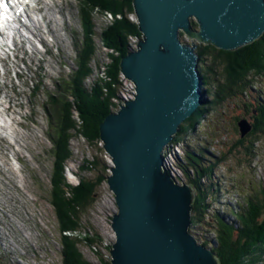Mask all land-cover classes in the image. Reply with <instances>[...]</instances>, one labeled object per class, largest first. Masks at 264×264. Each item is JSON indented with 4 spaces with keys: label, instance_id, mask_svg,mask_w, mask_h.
<instances>
[{
    "label": "rangeland",
    "instance_id": "1",
    "mask_svg": "<svg viewBox=\"0 0 264 264\" xmlns=\"http://www.w3.org/2000/svg\"><path fill=\"white\" fill-rule=\"evenodd\" d=\"M37 1L34 0V3H29L33 6L36 5ZM42 1L46 2L43 3L44 14L40 16V12L36 10L35 12L28 11L26 25L31 27L33 23L36 25L40 23L42 29L39 32L45 42L38 43V34L34 32L32 37L29 30L24 26L19 28L21 33L18 37H14L15 44L7 43L0 50V58L8 57L7 60L4 59L8 66V80L0 78V85L3 86L0 95L2 97L3 92H6L5 95L14 97L13 100L22 105V108L16 109L18 115H11V117L14 121L21 122L20 124L26 128H17L16 125H12L9 117L4 114L0 118V133L6 136L4 139L11 144L16 154V156L12 155L13 150H0L8 162V165L4 166H12V170L20 177L18 184L15 183L18 188L15 189L13 182L8 179L11 174L8 171L0 174V264H63L57 219L50 204L54 161V147L50 133L55 131L50 120V113L52 114L54 108L52 102H55L56 95L66 89V83L69 81L71 72L76 68L74 62L77 55L75 43L81 36L82 28L80 27L78 17L80 11L76 0ZM57 1H61V5L56 3ZM49 3H56L53 9L55 20L51 18L50 11L45 10L44 5ZM43 16L50 17L52 23L46 26L44 20L41 19ZM130 19L137 23L135 16H131ZM91 21L94 23L93 45L95 46V54L90 61L93 73L85 81L86 86H91L93 80L104 75V67L109 63L107 55L113 54L102 46L100 37L103 24L106 25L111 21L110 16L102 17L96 13L92 16ZM59 24L61 25L59 26ZM47 27L53 28L56 36L48 31ZM57 29L59 30L57 31ZM56 39L61 42L57 43ZM129 39L131 41L128 42V51L137 50L140 39ZM181 39L190 46L197 43L195 39L182 34ZM29 41L35 44L36 50L31 48ZM15 48L18 61L13 56ZM15 62L17 65L14 67ZM3 72L4 70L0 66V76L3 75ZM120 79L121 86L116 90V98L114 99L116 104L114 113L120 109L119 105L121 107L125 105L120 98L124 102H128V100L134 99L133 95L135 94L134 84L126 80L122 74H120ZM3 83L5 84L3 85ZM253 90L255 89L253 88ZM205 101L208 102L205 106L208 112L194 127L195 132L188 133L181 143L174 145L172 141L167 145L163 158H165L168 174L178 181L179 177L181 179L183 177L179 169L176 168V164L177 160L182 161L183 159L184 146L187 147L185 150L192 152L201 160V167L213 168L212 180L204 179L201 182L203 184L214 182L215 188L220 189L222 193L219 190L214 196H211V200H206L210 207L204 216L205 218L207 216V221H209L212 214L216 216L218 213L222 220L231 223L234 218L225 213H228L229 209L243 211L246 199L253 196L252 194L255 192L260 194L262 187H264V137L256 134L257 140L247 138L239 143L240 139L243 138L239 137L236 122L237 119L247 115L241 106L242 102L239 100L222 102L213 100L214 104L209 102V98ZM20 115L25 118L21 119ZM245 118L248 119V116ZM12 129H22L23 135H26L27 140L23 138L26 140L24 144L22 141H18L24 146L23 148L14 144L11 137ZM21 131H19L20 134H22ZM72 134L74 135V133ZM253 137L255 138V136ZM2 145L3 142L0 148L4 149ZM70 149L72 157L65 170V178L69 184L76 185L79 177L95 181L99 176L100 167L95 166L92 170L83 172V165L86 169L87 163L100 158L109 165L111 163L110 158L104 152L102 143L91 146L83 138L74 135L70 140ZM16 151L22 153L18 158L19 161L16 160L18 156ZM1 157L2 155L0 161ZM218 161L221 163L215 164ZM1 169L4 170V167L1 166ZM109 170H107L106 177L110 176ZM5 189H7L6 192H4ZM8 191L13 195L15 194V199L8 200L5 198ZM24 195L26 197H23ZM94 199L91 206L87 207L85 211L81 210L82 228L76 235H79L81 239L98 240L97 244L93 245L94 248L91 247L92 249L82 240L78 247L85 260L92 264H99L100 256L109 260L110 249L115 242L111 224L117 208L114 195L106 180L98 188ZM19 224L24 225V230L20 229ZM196 233L200 238L207 240V246L212 249L215 248L214 235L207 225L206 227L203 225V228L197 227ZM29 238L31 239L29 240ZM106 246L109 250L106 249Z\"/></svg>",
    "mask_w": 264,
    "mask_h": 264
},
{
    "label": "water",
    "instance_id": "2",
    "mask_svg": "<svg viewBox=\"0 0 264 264\" xmlns=\"http://www.w3.org/2000/svg\"><path fill=\"white\" fill-rule=\"evenodd\" d=\"M141 39L121 58L134 99L109 114L100 140L117 211L110 264H219L190 234L194 190L170 176L163 150L206 100L197 44L234 52L264 34V0H132ZM192 23L197 26L193 28ZM181 34L195 39L188 45ZM244 138L252 130L239 120ZM165 167V168H164Z\"/></svg>",
    "mask_w": 264,
    "mask_h": 264
},
{
    "label": "trees",
    "instance_id": "3",
    "mask_svg": "<svg viewBox=\"0 0 264 264\" xmlns=\"http://www.w3.org/2000/svg\"><path fill=\"white\" fill-rule=\"evenodd\" d=\"M76 1L82 28L81 36L75 43L76 68L71 72L66 89L56 95L55 102H52L54 105L52 114L50 113V120L55 130L50 133L54 147L50 204L57 219L63 264H92L84 259L78 246L83 241L90 248H94L98 240L81 239L76 233L82 228L81 210L85 211L94 203L96 192L105 182L110 166L102 158L95 159L87 163L86 169H84L85 165L82 167L83 172L92 170L95 166L100 167L99 176L95 181L79 177L76 185L69 184L65 178V170L72 157L70 140L75 135L83 138L91 146L101 143L100 125L116 108L114 102L116 90L121 86L120 60L128 52L129 38L140 39L141 33L138 24L130 19L134 16L132 0ZM96 13L102 17L110 16L111 21L106 25L103 24L100 37L102 46L115 54L107 53L109 63L104 67V75L93 80L91 86H86L85 81L93 73L90 61L95 54L93 45L95 32L91 20ZM192 25L193 28H197L194 23ZM196 53L199 58L198 73L202 79V91L205 97L209 98V102L212 103L213 100L242 102L241 106L245 109L248 119L245 118L246 116L237 119L236 126L238 121L243 119L250 124L252 130L242 140L240 139L239 143L247 138L257 140L256 134L264 137V34L253 44L234 52L199 44ZM206 104L208 102L205 101L203 106L179 126L173 139L174 145L181 143L188 133L195 132L194 127L208 112L205 108ZM185 149L186 146L183 147V159L177 160L176 168L183 177V179L179 177V181L191 186L195 194L191 210L190 234L207 246V240L200 238L196 233L197 227L203 228V225L204 227L207 225L216 241V246L212 250L219 264H263L264 187L260 194L255 192L246 199L243 211L229 209L228 213H225L234 218L233 222H225L218 213L216 216L212 214L207 221V216L205 218L204 215L210 206L206 200H211V196L220 189L215 188L214 182L209 184L201 182L204 179L212 180L214 170L201 167V160ZM220 163L221 161L215 162V164ZM106 249L109 250L108 247ZM99 261V264H110L111 259L109 257V260H106L100 256Z\"/></svg>",
    "mask_w": 264,
    "mask_h": 264
},
{
    "label": "bare ground",
    "instance_id": "4",
    "mask_svg": "<svg viewBox=\"0 0 264 264\" xmlns=\"http://www.w3.org/2000/svg\"><path fill=\"white\" fill-rule=\"evenodd\" d=\"M6 1H10V0H6ZM61 2V1H60ZM59 1H57L56 3H60ZM66 2V1H65ZM43 3H46V2H43V1H41L40 2V4L39 5H41V7H30V5H25V6H21V7H23L24 8V13H25V16H26V13L28 12V11H30V12H35V10L36 11H38V12H40V14H44V13H42L43 12ZM56 3H49L48 5L47 4H45L44 5V7H45V10L46 11H50V15H51V18L53 19V20H55L54 19V17H53V13H54V7L56 6ZM60 5H61V3H60ZM18 7V6H17ZM25 8H26V11H25ZM59 8V7H58ZM18 9H19V7H18ZM61 10V9H60ZM28 15V14H27ZM42 19H45L44 20V22H45V25L47 26V25H49V24H51L52 23V19L50 18V17H46V16H43V17H41ZM24 20H26V19H24ZM47 20V21H46ZM32 21V20H31ZM136 21V20H135ZM55 22V21H54ZM106 24V23H105ZM24 26H25V28H27L28 30H29V33L31 34V36L33 37V35H34V32H36L37 34H38V36H39V39H40V41L42 42V43H44L45 41H43V38H42V36H41V34H40V30L42 29L41 27V25H40V23H37V25L35 24V23H33L32 25H31V27L30 26H27L26 24H23ZM61 24H59V26H60ZM197 27V26H196ZM56 28V27H55ZM47 29H48V31H50L52 34L55 32V30L53 29V28H48L47 27ZM195 29H197V28H195ZM59 29H57V31H58ZM10 31H12V28L10 29ZM54 36H56L55 35V33H54ZM35 38V37H34ZM57 38V37H56ZM133 39V38H132ZM260 39V38H259ZM130 40V39H129ZM134 40H136V39H134ZM21 41H23V40H21ZM59 40L58 39H56V42L57 43H60V42H58ZM131 41V40H130ZM29 45L31 46V48L33 49V50H36V47H34L35 45L34 44H32V42L31 41H29ZM198 45L199 44H197V47H198ZM215 48V47H214ZM21 49H22V47H21ZM197 49V48H196ZM15 53H16V56H15ZM197 54V53H196ZM13 56H14V58H15V60H17L18 61V58H17V50H16V48H15V51L13 52ZM108 57V56H107ZM40 64V63H39ZM42 64V63H41ZM199 64V63H198ZM17 65V62H15L14 64H13V66L15 67ZM42 67V66H41ZM3 70H4V73H3V75L0 77L1 79H7L8 80V66H7V64L6 63H4L3 64ZM70 74V73H69ZM104 74V73H103ZM96 80V79H95ZM5 83H3V85H4ZM133 85V84H132ZM3 88H2V86L0 85V94H1V90H2ZM5 93L6 92H3V98L1 97V95H0V107L2 108V114H6L8 117H9V120H10V122L12 123V125H16L17 126V128H23V129H26L25 128V126L23 127V125L22 124H20L21 122H16V121H14L13 120V118L11 117V115H18V112L16 111V109L18 110V109H20V108H22V105L21 104H19L18 102H16V101H14L13 100V98L14 97H12V96H9V95H5ZM55 93V92H54ZM7 94V93H6ZM2 99V100H1ZM4 103H5V105H4ZM12 103V104H11ZM199 109V108H198ZM197 109V110H198ZM196 110V111H197ZM195 111V112H196ZM194 112V113H195ZM193 113V114H194ZM20 118L21 119H23V118H25L24 116H22V115H20ZM14 123V124H13ZM9 129H10V126H9ZM29 129V128H28ZM13 131H12V135H11V137L13 138V140H14V144L15 145H18V147H21V148H23L24 146L22 145V144H20L19 142L20 141H22L23 142V144L25 143V141L27 140V138H26V135L24 134L23 135V132L21 131V130H17V129H12ZM11 131V130H10ZM19 131H21L22 132V134H20V132ZM3 133V132H2ZM8 133V132H7ZM10 133V132H9ZM32 136V135H31ZM6 136H4L3 134H0V145L2 144V142H3V147H4V149L3 148H0V150L1 151H12V155L13 156H16V154H15V151H14V149L12 148V146H11V144L8 142V141H6V139H4ZM10 136H9V138H11ZM34 137V136H33ZM23 138H26V140L24 139L23 140ZM19 141V142H18ZM167 150V148H164V150H163V154L165 153V151ZM17 152V151H16ZM10 153V152H9ZM2 155V157H1V163H0V174H1V172L2 173H4V171H8L11 175L10 176H8V179H9V181L10 182H13V185H14V187H15V189L16 188H18V185H16V184H18L17 182L18 181H20V177L19 176H17V174H16V172L15 171H13L12 170V166L10 167V166H4V165H8V162H7V160L5 159V156L3 155V153L1 154L0 153V156ZM17 158H16V160L17 161H19L18 160V158H19V156H21L22 155V153H20V152H17ZM107 155V154H106ZM108 156V155H107ZM109 157V156H108ZM12 164V163H11ZM163 164H164V166H165V158H163ZM1 166H3L4 167V170H2L1 169ZM111 163H110V168H111ZM7 167V168H6ZM168 167V166H167ZM165 168V167H164ZM169 172V171H168ZM20 173V172H19ZM5 176V175H4ZM110 176H112V173H110ZM5 182V181H4ZM16 183V184H15ZM8 185V184H7ZM12 188V187H11ZM6 190L7 189H5L4 190V192H6ZM17 191V190H16ZM22 192V191H21ZM23 194H24V192H22ZM23 197H26L25 195L23 196ZM5 198H7L8 200L9 199H12V198H14L15 199V194L13 195V193H10V191H8L7 193H6V195H5ZM1 200V199H0ZM13 202V201H12ZM15 205V204H14ZM16 206V205H15ZM5 207V206H4ZM14 209V208H13ZM25 209V208H24ZM30 211V210H29ZM28 211V212H29ZM2 212H4V211H2ZM6 213V212H5ZM26 213V212H25ZM30 214V213H29ZM33 215V214H32ZM19 227H20V229H23L24 230V225L23 224H19ZM14 229V228H13ZM2 230V229H1ZM1 234V233H0ZM3 234H5V233H3ZM4 236V235H3ZM31 238H29V240H30ZM2 241V240H1ZM13 250V249H12Z\"/></svg>",
    "mask_w": 264,
    "mask_h": 264
},
{
    "label": "clouds",
    "instance_id": "5",
    "mask_svg": "<svg viewBox=\"0 0 264 264\" xmlns=\"http://www.w3.org/2000/svg\"><path fill=\"white\" fill-rule=\"evenodd\" d=\"M206 99H208V98H206ZM110 166V165H109ZM177 180V179H176ZM178 181V180H177ZM180 184H185V183H182V182H180V181H178ZM198 241V240H197ZM199 244H201V245H203V243H201V242H198ZM203 246H205V247H207L206 245H203ZM111 259V258H110Z\"/></svg>",
    "mask_w": 264,
    "mask_h": 264
}]
</instances>
